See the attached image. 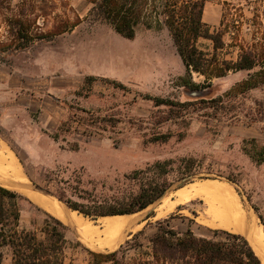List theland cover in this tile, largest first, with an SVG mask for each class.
<instances>
[{"label": "rangeland", "instance_id": "1", "mask_svg": "<svg viewBox=\"0 0 264 264\" xmlns=\"http://www.w3.org/2000/svg\"><path fill=\"white\" fill-rule=\"evenodd\" d=\"M2 4L0 150L15 153L30 184L7 173L0 175V183L21 194L39 192L38 185L49 193L40 194L58 201L59 188L73 199L81 191L106 199L126 198L140 189L142 180L134 179L136 172L173 161L172 182L180 161L194 159L202 165L200 173L187 183L176 180L163 198L132 217L112 250L91 248L73 220L63 222L70 223L74 237L98 252L115 251L142 230L152 235L156 222L172 215L185 216L171 221L177 230L192 226L197 234H207V229L218 228L211 227L203 199L179 205L185 206L181 212L176 206L164 217L160 207L181 187L209 179L231 185L247 212L264 225V163L256 161L264 150V86L244 94L233 92L255 71L230 72L209 82L193 72L191 79L206 88L191 93L181 86L188 73L164 27L140 26L134 39H126L92 15L90 0H3ZM12 17L32 23L33 40L14 39L7 21ZM204 21L212 33L224 34L218 57L236 61L241 45L261 41L264 0H208ZM57 28L68 31L38 37ZM198 46L215 53L210 40L201 39ZM89 76L97 79L90 93L83 89L90 88L85 83ZM146 96L175 103L198 98L207 102L172 112L166 106L156 107ZM219 98L225 103L212 102ZM166 133L172 135L168 142L150 141ZM154 177L149 172L141 179ZM23 209L25 222L35 213L43 215L28 204ZM5 253L10 254L8 249ZM68 256L87 258L84 250L69 251Z\"/></svg>", "mask_w": 264, "mask_h": 264}, {"label": "trees", "instance_id": "2", "mask_svg": "<svg viewBox=\"0 0 264 264\" xmlns=\"http://www.w3.org/2000/svg\"><path fill=\"white\" fill-rule=\"evenodd\" d=\"M2 1L0 0V11ZM207 2L208 0H90L93 5L92 15L110 25L126 39H134L140 26L166 28L188 73V77L182 79L181 86L191 93L206 88L191 79L193 72L204 76L209 82L213 78L226 77L230 72L255 71L233 92L244 94L264 86V32L260 42L253 46H240L236 61L221 60L217 53L224 48V34L222 31L212 33L205 23ZM7 21L14 39L33 40L31 22L19 17L8 18ZM67 31L66 28H57L38 37H54ZM201 39L214 43V54L199 48L198 42ZM95 82V77H87L85 83L90 88L83 89L88 93L92 92ZM211 85L209 83L207 87ZM145 99L153 101L156 107L166 106L172 112H185L187 108L207 102L203 98L184 103L151 96H146ZM212 102L225 103L223 98ZM171 137L170 133H166L156 135L150 141L166 143ZM54 138L58 140L59 137ZM256 161L264 163V150L258 153ZM174 164L173 161L157 162L146 171L136 172L134 179L142 180L140 189L126 198L106 199L93 192L81 191L76 192L77 199H73L61 188L56 197L72 211L92 220L135 215L163 198L176 180L184 182L199 174L202 168L194 159H183L176 169V179L171 182L169 176L175 172ZM149 172H153L155 177L149 181L141 179ZM25 204L43 215L35 213L29 222H25ZM183 210L185 206H179V212ZM179 215L157 221L156 231L152 235H147L142 230L119 249L98 252L87 247L80 238L74 237L67 224L38 207L27 196L0 185V264H3L5 249L10 252L12 264H264L244 235L212 228L207 229V234H197L192 226L184 232L179 231L171 224L176 218H185ZM77 250H84L87 258L79 260L68 256L69 251Z\"/></svg>", "mask_w": 264, "mask_h": 264}, {"label": "bare ground", "instance_id": "3", "mask_svg": "<svg viewBox=\"0 0 264 264\" xmlns=\"http://www.w3.org/2000/svg\"><path fill=\"white\" fill-rule=\"evenodd\" d=\"M5 173L23 183L30 184L21 162L11 150L9 152L0 151V175L4 176ZM23 193L58 219L64 222H67L68 218L73 220L81 239L91 248L107 250L116 248L122 234L131 226V218L137 215L99 217L93 221L79 212L72 211L56 198H49L31 190H23ZM195 198H201L208 204L211 227L244 235L264 263V225L256 217V214L247 212L236 190L227 183L208 179L180 188L170 202L168 200L164 202V205L162 204L160 207L162 211L159 210L160 215L170 211L172 213L176 206L185 205ZM99 221H102L100 226L94 225Z\"/></svg>", "mask_w": 264, "mask_h": 264}, {"label": "crops", "instance_id": "4", "mask_svg": "<svg viewBox=\"0 0 264 264\" xmlns=\"http://www.w3.org/2000/svg\"><path fill=\"white\" fill-rule=\"evenodd\" d=\"M1 151V150H0ZM0 185L1 186H3V187H6L5 185H3L2 183H0ZM7 188V187H6ZM8 256V260L6 259L7 258V256ZM3 264H12V258H11V255L10 254H6L5 253V258H4V261H3Z\"/></svg>", "mask_w": 264, "mask_h": 264}, {"label": "water", "instance_id": "5", "mask_svg": "<svg viewBox=\"0 0 264 264\" xmlns=\"http://www.w3.org/2000/svg\"><path fill=\"white\" fill-rule=\"evenodd\" d=\"M193 178H194V177L191 176V177L185 179V180H184V183L190 182L191 180H193ZM181 188H183V187H181ZM37 189L39 190V192H42V193H45V194H49L46 190H43V189H41V188H39V187H37Z\"/></svg>", "mask_w": 264, "mask_h": 264}]
</instances>
